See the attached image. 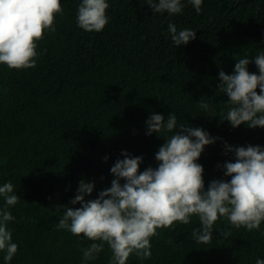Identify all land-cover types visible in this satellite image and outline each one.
<instances>
[{
  "label": "trees",
  "instance_id": "1",
  "mask_svg": "<svg viewBox=\"0 0 264 264\" xmlns=\"http://www.w3.org/2000/svg\"><path fill=\"white\" fill-rule=\"evenodd\" d=\"M60 2L55 31L45 30L36 42V66L0 64V186L11 182L19 197L7 206L0 196V211L14 217L7 227L18 245L11 261L0 251V264H110L107 244L96 259L85 261L82 250L94 241L57 224L66 208L81 207L71 201L82 179L95 183L87 200L111 186L116 178L111 167L125 152L143 157L141 172L158 166L156 153L172 133L147 134L153 113L165 121L172 113L178 126L203 128L219 138L197 161L205 189L212 180L231 179L223 168L235 161L229 145L264 148V128H234L222 119L229 98L218 92L221 71L234 74L237 59L264 52V0H203L199 14L188 0H181L179 14H153L147 0H107L108 23L100 32L78 26L82 0ZM170 23L178 31H196V38L176 47ZM248 67L258 74L254 61ZM201 101L208 103L207 112ZM200 228L195 215L187 225L158 228L150 239L151 257L133 253L126 264L264 259V221L259 230L248 231L221 217L206 245L193 238Z\"/></svg>",
  "mask_w": 264,
  "mask_h": 264
},
{
  "label": "clouds",
  "instance_id": "2",
  "mask_svg": "<svg viewBox=\"0 0 264 264\" xmlns=\"http://www.w3.org/2000/svg\"><path fill=\"white\" fill-rule=\"evenodd\" d=\"M188 2L198 14L201 12L203 0ZM147 5L153 14L182 11L181 0H147ZM108 7L107 0H82L77 11L78 26L89 32L102 31L108 23ZM62 12L60 0H0V64L10 69L34 68L38 56L36 42L44 38L45 30L55 31L56 14ZM168 30L176 47L196 38V31H178L174 23L169 24ZM237 61L234 74L219 73L218 92L226 93L229 98L222 119L234 128L242 124L253 129L264 128V52L254 59L243 57ZM253 61L258 74L249 71ZM200 107L205 112L209 109L203 101ZM146 124L148 135L172 133L156 153L158 166L141 172L143 157H131L125 152V158L118 159L111 167L116 177L111 186L100 191L98 198L87 200L85 197L93 193L95 183L82 179L71 201L81 207L66 208L59 219L58 229L94 241L82 250L85 261L96 259L105 244L112 252L110 264H126L133 253L150 258V239L158 228H171L176 222L187 225L194 215L201 223V228L192 233L198 244L212 241L213 226L221 217L236 228L260 229L264 221V148L229 145L235 161L226 162L223 168L224 175L231 179L212 180L205 189L204 168L197 161L205 146L219 138L203 128L178 126L172 113L167 121L163 114L153 113ZM177 127L181 131L177 132ZM121 180L125 182L122 184ZM0 196L7 206L19 202L11 182L0 186ZM12 220L10 211H0V251L6 252L5 261H11L18 250L7 227ZM256 264H264V259H257Z\"/></svg>",
  "mask_w": 264,
  "mask_h": 264
}]
</instances>
